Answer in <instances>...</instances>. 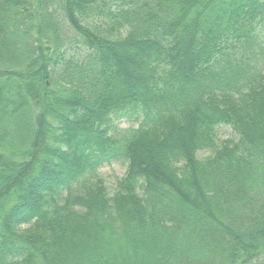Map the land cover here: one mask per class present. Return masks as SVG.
<instances>
[{
    "label": "trees",
    "instance_id": "1",
    "mask_svg": "<svg viewBox=\"0 0 264 264\" xmlns=\"http://www.w3.org/2000/svg\"><path fill=\"white\" fill-rule=\"evenodd\" d=\"M0 264H264V0H0Z\"/></svg>",
    "mask_w": 264,
    "mask_h": 264
},
{
    "label": "rangeland",
    "instance_id": "2",
    "mask_svg": "<svg viewBox=\"0 0 264 264\" xmlns=\"http://www.w3.org/2000/svg\"><path fill=\"white\" fill-rule=\"evenodd\" d=\"M69 30L70 29H68V32L71 33L70 34L71 39L75 43L79 42L80 36L77 34L76 37H73L75 33ZM116 123L120 129H126L131 125L134 126L137 125L136 123H133L132 120H128L127 118H120L117 120ZM218 136L219 139L222 140L225 138L234 137L235 135L231 127L222 126L219 128ZM126 168H127V161H125L122 158L118 160H114L111 163H105L99 168V174L104 178L105 185L107 186L109 193L111 194L114 193L119 179L122 178L125 174Z\"/></svg>",
    "mask_w": 264,
    "mask_h": 264
},
{
    "label": "bare ground",
    "instance_id": "3",
    "mask_svg": "<svg viewBox=\"0 0 264 264\" xmlns=\"http://www.w3.org/2000/svg\"><path fill=\"white\" fill-rule=\"evenodd\" d=\"M76 35H77V34H74V36H73V37H76Z\"/></svg>",
    "mask_w": 264,
    "mask_h": 264
}]
</instances>
